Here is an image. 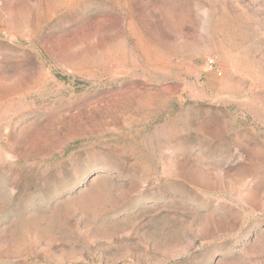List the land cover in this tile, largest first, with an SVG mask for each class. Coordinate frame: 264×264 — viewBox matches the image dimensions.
<instances>
[{
    "label": "rangeland",
    "instance_id": "rangeland-1",
    "mask_svg": "<svg viewBox=\"0 0 264 264\" xmlns=\"http://www.w3.org/2000/svg\"><path fill=\"white\" fill-rule=\"evenodd\" d=\"M0 264H264V0H0Z\"/></svg>",
    "mask_w": 264,
    "mask_h": 264
},
{
    "label": "built area",
    "instance_id": "built-area-1",
    "mask_svg": "<svg viewBox=\"0 0 264 264\" xmlns=\"http://www.w3.org/2000/svg\"><path fill=\"white\" fill-rule=\"evenodd\" d=\"M205 68L209 71H213L217 76H220L222 74L220 67L211 58L205 61Z\"/></svg>",
    "mask_w": 264,
    "mask_h": 264
}]
</instances>
